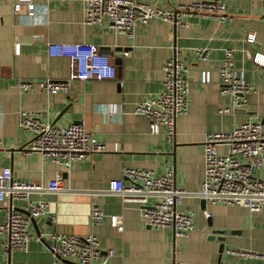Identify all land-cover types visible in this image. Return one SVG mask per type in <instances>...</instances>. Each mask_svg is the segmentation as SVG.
I'll return each mask as SVG.
<instances>
[{
	"label": "crops",
	"instance_id": "0c3cea01",
	"mask_svg": "<svg viewBox=\"0 0 264 264\" xmlns=\"http://www.w3.org/2000/svg\"><path fill=\"white\" fill-rule=\"evenodd\" d=\"M15 1H0V137L4 143L0 171L9 167L15 179L41 185L61 175L63 188L31 194L34 201L48 203V212L31 219L33 238L27 250L6 252V234L0 233V264H53L52 233L96 235L101 257L93 264H218L221 240L209 238L218 229L226 231L220 264H264V257L242 259L229 253L245 249L264 254V210L252 212L207 200L203 205V198L195 194L205 177L207 134L231 132L250 119L264 126V65L254 60L256 54L264 55V0H223L232 15L226 22L193 16L184 28L152 19L138 24L132 36L115 32L107 23H86L83 0H34L32 15L25 7L16 12ZM142 1L169 8L194 0ZM250 33L255 34L252 41H248ZM50 42L96 44L116 64V77L73 80L69 95L22 92V80L70 76V59L50 56ZM226 48L234 51L236 65L255 86L243 107H235L221 93L219 67ZM197 49H205L204 57ZM176 55L190 70V102L189 112L177 118L175 137L169 139L163 127L152 132L148 118L135 114L134 108L163 90L165 65ZM205 71L211 73L209 83L202 81ZM224 107L229 111H221ZM22 111L37 112L44 121L61 127L84 123L108 149L69 168L40 153H26L22 147L28 136L19 125ZM218 150L225 152L227 145L219 144ZM127 167L157 173L174 170L177 186L189 193L178 207L195 216V228L187 236H178L172 228L146 225L139 205L110 191V181L126 180ZM12 204L23 208L22 202L9 197L0 203V219ZM93 204L107 215H122L124 230L112 227L108 218L92 223Z\"/></svg>",
	"mask_w": 264,
	"mask_h": 264
},
{
	"label": "built area",
	"instance_id": "2783aa9c",
	"mask_svg": "<svg viewBox=\"0 0 264 264\" xmlns=\"http://www.w3.org/2000/svg\"><path fill=\"white\" fill-rule=\"evenodd\" d=\"M1 1V0H0ZM85 22L88 24L107 23L115 32L132 36L138 24L152 19H160L177 26L188 27V18L197 16L210 18L218 22L232 19L228 4L223 0H194L188 4L174 7H161L142 0H83ZM16 12L24 7L28 14L35 10L34 0H16L13 4ZM255 39V34H248V41ZM50 56L68 57L72 72L64 80L29 79L19 82L22 92L42 90L49 94L71 93L73 80L111 79L117 74V66L111 56L104 53L91 42H50L47 45ZM19 45L16 52L19 53ZM196 53L204 57L205 49ZM254 60L264 65V55L256 54ZM163 90L135 105L134 113L145 115L151 131L157 133L163 127L169 139L176 135V123L179 116L189 112L190 70L176 55L165 65ZM221 93L231 98L235 107L247 103L248 94L255 86L246 80L245 72L234 59V51L226 48L219 67ZM204 83L211 82V73L205 71ZM229 111V107L221 109ZM19 125L28 136L22 148L26 153L37 152L53 162L69 168L71 165L92 153L108 149L105 142L94 136L84 123H73L66 127L44 121L34 111H22ZM219 144L227 145L225 152L218 150ZM4 143L0 137V150ZM205 177L197 196L211 204L243 206L252 212L264 210V126L261 121L246 120L227 133L215 132L206 135L204 140ZM124 179L110 181V191L119 194L125 202L140 206L145 224L155 228H172L180 237L187 236L195 228V216L192 211L180 210L179 205L189 193L177 186L173 169L157 173L152 169L127 167ZM61 175L47 184L27 183L13 177L11 168L0 171V203L10 197L20 201L29 214L18 210L14 204L8 209L4 219H0V233L6 234L3 242L6 252L27 250L33 234L30 230L32 218L48 212V203L34 201L31 194L35 191L62 190ZM92 223L99 224L105 218L119 232L124 230L122 215H107L99 204H93L90 212ZM49 249L53 254V264H93L101 257L100 242L96 235L52 233ZM242 259L264 257V254L245 249H230ZM113 255V251H110ZM109 256V255H108ZM107 256V258H108ZM107 258L104 259L106 262Z\"/></svg>",
	"mask_w": 264,
	"mask_h": 264
},
{
	"label": "water",
	"instance_id": "95a60500",
	"mask_svg": "<svg viewBox=\"0 0 264 264\" xmlns=\"http://www.w3.org/2000/svg\"><path fill=\"white\" fill-rule=\"evenodd\" d=\"M202 203H203V205H204V203H206V200L205 199H202ZM18 210H21V211H23L24 213H26V214H29V212L28 211H26L25 209H23V208H19V207H16ZM225 232L226 231H224V230H222V229H218V230H214V232L212 233V235L209 237V238H218L219 240H221V244H220V253H221V255H220V258H219V260H218V264H220L221 263V259H222V254H223V252H224V250H225V237H224V234H225ZM216 234H219V236H221V237H219V236H217ZM69 262V261H68Z\"/></svg>",
	"mask_w": 264,
	"mask_h": 264
}]
</instances>
